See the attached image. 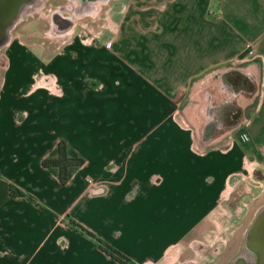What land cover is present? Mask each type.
Instances as JSON below:
<instances>
[{"label": "crops", "instance_id": "crops-1", "mask_svg": "<svg viewBox=\"0 0 264 264\" xmlns=\"http://www.w3.org/2000/svg\"><path fill=\"white\" fill-rule=\"evenodd\" d=\"M73 3L77 16L110 5L108 15L118 18L96 37L70 35L48 56L8 38L0 78V264H125L73 220L133 264H179L184 241L203 228L244 158L236 140L225 149L198 146L192 112H235L230 94L220 90L217 102L189 108L181 102L205 72L221 68L230 79L231 65L249 61L248 95L259 79L260 98L247 124L262 141L264 0ZM62 139L85 158L67 183L43 164ZM11 184L27 194H12Z\"/></svg>", "mask_w": 264, "mask_h": 264}, {"label": "rangeland", "instance_id": "rangeland-1", "mask_svg": "<svg viewBox=\"0 0 264 264\" xmlns=\"http://www.w3.org/2000/svg\"><path fill=\"white\" fill-rule=\"evenodd\" d=\"M3 1L0 0V78L5 77L8 36L16 35L38 45L32 48L33 51L48 56L57 52L61 42L70 35L85 31L88 38L96 37L100 29L106 24H115L118 18L108 15L110 5L103 6L95 15L77 16L74 14L73 0ZM123 6L120 3L115 10L118 12ZM5 39L7 42H4ZM248 62L231 65L230 79L223 75L221 68L210 69L195 80L181 102L182 107L189 108L199 103L201 105L206 98L217 102L220 90L232 95L228 99H234L233 106L238 108L235 112L232 109L231 112L224 109L215 113L210 111L208 117L200 111L192 112V116L199 124L197 141L200 148L225 149L236 140V146L241 147L244 158L240 174L227 183L221 201L206 217L203 228L195 230L194 235L184 241L187 256L177 260L179 264H215L220 253L222 258L217 264H233L240 255L244 257L240 258L241 264H264L263 240L252 241L254 257L244 252L248 231L257 212L264 206V128L259 129V135L263 137L261 141L256 135L253 136L255 128L252 130V125L247 124L260 98L259 79L257 83L255 81L256 91L248 95L253 86L251 76L245 72ZM255 66L260 71L259 60L255 61ZM235 67L236 73H233ZM35 72L41 75L42 68ZM232 77H235V81ZM245 130L250 133V139L243 137Z\"/></svg>", "mask_w": 264, "mask_h": 264}, {"label": "trees", "instance_id": "trees-1", "mask_svg": "<svg viewBox=\"0 0 264 264\" xmlns=\"http://www.w3.org/2000/svg\"><path fill=\"white\" fill-rule=\"evenodd\" d=\"M85 162V158L77 150H75L65 139L58 142L57 146L44 158L43 164L55 171L62 183H67L71 178L73 172L82 166ZM11 193L26 195L22 189L11 184ZM73 225L83 232L89 234L98 245L113 257L125 264H133L130 257H128L121 250L113 246L108 241L98 237L92 231L85 228L83 225L73 220Z\"/></svg>", "mask_w": 264, "mask_h": 264}, {"label": "bare ground", "instance_id": "bare-ground-1", "mask_svg": "<svg viewBox=\"0 0 264 264\" xmlns=\"http://www.w3.org/2000/svg\"><path fill=\"white\" fill-rule=\"evenodd\" d=\"M3 2H5V0ZM8 6H9V4L7 5V8H9ZM8 38H9V36H8ZM7 39H5L4 42H7ZM0 46H2V45L0 44ZM254 240H259V241L263 240L264 241V206H262V208L257 212L255 219H254V221H253V223H252V225L248 231L247 240L245 243L246 248H245L244 252L247 251L248 256H251V257L255 256V252H252L253 249H255V247L252 243V241H254ZM241 256L242 255L238 256L233 264H241L242 261L240 258H242V259L244 258Z\"/></svg>", "mask_w": 264, "mask_h": 264}, {"label": "built area", "instance_id": "built-area-1", "mask_svg": "<svg viewBox=\"0 0 264 264\" xmlns=\"http://www.w3.org/2000/svg\"><path fill=\"white\" fill-rule=\"evenodd\" d=\"M243 137L250 139L251 135H250V133L247 130H245L244 133H243Z\"/></svg>", "mask_w": 264, "mask_h": 264}, {"label": "flooded vegetation", "instance_id": "flooded-vegetation-1", "mask_svg": "<svg viewBox=\"0 0 264 264\" xmlns=\"http://www.w3.org/2000/svg\"><path fill=\"white\" fill-rule=\"evenodd\" d=\"M84 10L87 11V12H89L90 11V8H85ZM85 11H83V12H85ZM78 16H80V14H78Z\"/></svg>", "mask_w": 264, "mask_h": 264}]
</instances>
